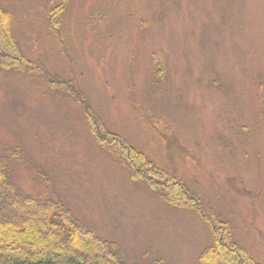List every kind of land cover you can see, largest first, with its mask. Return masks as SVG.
<instances>
[{
  "label": "rangeland",
  "instance_id": "rangeland-1",
  "mask_svg": "<svg viewBox=\"0 0 264 264\" xmlns=\"http://www.w3.org/2000/svg\"><path fill=\"white\" fill-rule=\"evenodd\" d=\"M48 1L0 5L20 56L75 86L94 120L37 70L0 68V139L38 169L12 167L20 189L39 194L48 177L127 264H200L205 215L264 264V0H68L54 30ZM95 121L203 209L135 181Z\"/></svg>",
  "mask_w": 264,
  "mask_h": 264
},
{
  "label": "trees",
  "instance_id": "trees-1",
  "mask_svg": "<svg viewBox=\"0 0 264 264\" xmlns=\"http://www.w3.org/2000/svg\"><path fill=\"white\" fill-rule=\"evenodd\" d=\"M67 3L68 0L48 1V13L51 15L48 22L53 30L58 27L57 20L61 18ZM8 14L0 5V41L6 42L4 46L8 48L3 52L4 46L0 42V68L29 72L37 70L50 81L51 89L63 91L73 100H79L80 103H77L93 122L94 117L75 86L51 79L41 67L33 66L20 56L8 25L11 20ZM92 126L91 132L97 143L130 170L135 181L147 185L167 204L203 209L200 202L195 201L179 183L169 180L164 172L156 171L121 139L107 135L97 121ZM13 166L14 172L22 168L38 171L22 149L0 139V264H127L118 258L109 244L98 239L71 215L52 190L48 177L43 181L41 193L26 195L15 181ZM202 217L207 219L210 226L212 242L200 256V264H258L243 248L228 242L224 236V224L208 215ZM222 227L225 228L223 233ZM216 228L219 234L214 233Z\"/></svg>",
  "mask_w": 264,
  "mask_h": 264
}]
</instances>
